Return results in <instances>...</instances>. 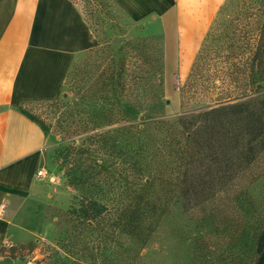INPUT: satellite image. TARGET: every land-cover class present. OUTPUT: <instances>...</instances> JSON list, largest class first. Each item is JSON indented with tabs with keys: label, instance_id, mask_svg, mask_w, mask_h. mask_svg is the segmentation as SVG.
Instances as JSON below:
<instances>
[{
	"label": "trees",
	"instance_id": "1",
	"mask_svg": "<svg viewBox=\"0 0 264 264\" xmlns=\"http://www.w3.org/2000/svg\"><path fill=\"white\" fill-rule=\"evenodd\" d=\"M261 16L250 58L253 87L264 85V10ZM73 69L65 87H74V95L65 98L63 93L61 102V96L50 102H60L65 109L59 125L62 139L84 135L79 144L71 142L56 153L68 185L77 192L78 205L63 213L56 248L49 247L42 261L135 264L172 206L178 204L189 215L211 204L221 192L233 191L236 216L229 237L241 242L244 258L203 257L194 251L190 264H252L264 233V212L248 195L257 179L247 188L234 186L264 151V120L258 104L245 94L218 97L211 106L178 118L177 132L161 125L160 135L154 137L149 129L130 123L132 113L142 112L143 107L125 103L129 89L125 62L84 84L71 83ZM20 109L41 124L22 105ZM36 248L35 243L20 244L3 248L1 255L24 258Z\"/></svg>",
	"mask_w": 264,
	"mask_h": 264
},
{
	"label": "rangeland",
	"instance_id": "2",
	"mask_svg": "<svg viewBox=\"0 0 264 264\" xmlns=\"http://www.w3.org/2000/svg\"><path fill=\"white\" fill-rule=\"evenodd\" d=\"M74 1L95 31L98 46L76 56L71 83L93 81L105 70L109 72L112 66L118 68L125 62L129 87L125 103L143 107L142 112L132 113L133 125L149 129L154 137L160 135L161 125L177 132L178 118L211 106L218 97L243 94L258 104L264 120V85L253 87L249 82L250 58L258 39L264 0H220L204 37L195 39L198 48L185 58L177 7L171 6L164 19L154 15L140 21L112 0ZM73 91L75 88L68 84L64 97H72ZM58 100L61 102L62 96ZM60 102L33 101L22 105L44 126L51 139L41 168L43 175L38 176L43 187L37 204L42 224L37 223L36 235L26 232L23 241L35 243L37 248L26 252L24 258L9 259V264H45L42 259L49 247L56 248L60 237L63 213L73 204L78 205L77 192L68 185L56 153L71 142L79 144L84 135L62 139L59 125L65 109ZM254 179L257 182L248 195L264 212V151L234 189L247 188ZM235 199L233 191L221 192L211 204L189 215H184L178 204L172 206L135 264H190L194 251L203 257L233 255L243 259L241 242L229 237L231 219L236 216ZM11 246L0 238V254ZM252 264H264V233Z\"/></svg>",
	"mask_w": 264,
	"mask_h": 264
},
{
	"label": "crops",
	"instance_id": "3",
	"mask_svg": "<svg viewBox=\"0 0 264 264\" xmlns=\"http://www.w3.org/2000/svg\"><path fill=\"white\" fill-rule=\"evenodd\" d=\"M112 1L140 21L164 19L177 7L185 58L198 48L195 39L204 37L220 0ZM97 46L74 0H0V238L13 246L42 224L37 173L51 139L20 105L58 99L76 56ZM9 259L0 254V264Z\"/></svg>",
	"mask_w": 264,
	"mask_h": 264
},
{
	"label": "built area",
	"instance_id": "4",
	"mask_svg": "<svg viewBox=\"0 0 264 264\" xmlns=\"http://www.w3.org/2000/svg\"><path fill=\"white\" fill-rule=\"evenodd\" d=\"M38 176H41L43 175V170H39L38 173H37Z\"/></svg>",
	"mask_w": 264,
	"mask_h": 264
},
{
	"label": "water",
	"instance_id": "5",
	"mask_svg": "<svg viewBox=\"0 0 264 264\" xmlns=\"http://www.w3.org/2000/svg\"><path fill=\"white\" fill-rule=\"evenodd\" d=\"M258 87L260 88V87H261V85L259 84V85H258Z\"/></svg>",
	"mask_w": 264,
	"mask_h": 264
}]
</instances>
